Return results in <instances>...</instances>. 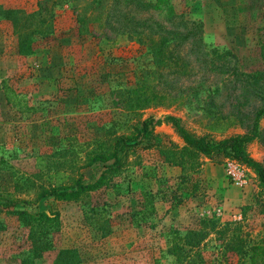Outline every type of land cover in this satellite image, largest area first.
<instances>
[{
	"label": "rangeland",
	"instance_id": "obj_1",
	"mask_svg": "<svg viewBox=\"0 0 264 264\" xmlns=\"http://www.w3.org/2000/svg\"><path fill=\"white\" fill-rule=\"evenodd\" d=\"M107 1L101 7L97 0L55 3L51 32L37 35L25 55L1 8L32 13L39 0H0V191L19 200L14 208H0V264H54L65 248L80 255L76 264H198L202 258L214 264L220 242L233 233L264 240V187L254 167L249 181L237 186L229 183L224 156L202 154L200 165L186 171L169 164L160 149L184 143L167 122L152 123L149 137L140 140L150 115L176 116L190 132L215 141L244 133L262 101L243 96L239 83L228 97L227 74L203 75L199 60L186 54L188 45L182 50L188 72L167 74L172 63L166 59L160 74L146 43L102 25L99 16ZM152 2L157 6L138 8L139 14L162 21L173 9L201 20L203 47L231 51L240 69L264 86V0ZM3 79L30 110L6 103ZM220 116L232 119L224 132L212 128L220 125ZM261 129V138L249 142L247 150L264 165V118ZM114 151L123 162L110 169ZM57 171L66 176L64 188L77 180L95 182L106 173L77 199L49 194L36 201L53 186L47 178ZM140 190L171 196L157 195L156 212L136 225L132 214ZM17 210L33 215L51 210L59 217L29 220ZM43 228L51 243L37 251L31 233L37 237Z\"/></svg>",
	"mask_w": 264,
	"mask_h": 264
},
{
	"label": "trees",
	"instance_id": "obj_2",
	"mask_svg": "<svg viewBox=\"0 0 264 264\" xmlns=\"http://www.w3.org/2000/svg\"><path fill=\"white\" fill-rule=\"evenodd\" d=\"M65 1L67 0H39V8L32 13H27L19 9L1 8L5 17H8L13 23L20 54H30L32 52L33 39L37 35H46L51 32L54 25V4L64 3ZM101 1L103 0H97L100 7ZM153 6H157V3H153L152 0H109L107 1L106 10L101 12L99 19L102 21V25L111 27L119 31V33L135 37L141 43H146L154 58L157 60V69H161L160 74H164L163 70L166 68L168 69L164 72L167 74L170 72L175 74H185L188 72V64L185 59L186 55L182 52L188 45L186 54L194 55L195 59L197 61L199 60V70L203 75L209 76L215 73L227 74L229 81H231L229 82L230 93H228V97H231L234 92L233 83H239V88L243 96L248 97L254 95L262 101V104L252 111V122L250 123L248 131L234 134L218 141L212 140L206 135H196L190 132L183 126L181 119L173 115H167L164 118H157L156 115L147 117L143 122L140 140L149 137L150 125L152 123H171L184 145L182 147L173 145L171 147L161 148L160 153H162L166 162L181 166L186 171L190 166L195 168L200 165L199 157L202 154L208 158L216 156H224L225 158L235 157L256 169L261 180L260 183L264 187V165L253 158L247 150V144L249 142L255 138H261V120L264 118V86L259 84L257 80H251L249 78L250 74L240 69L238 60H234L237 56L231 51H222L220 53L213 51L214 53H212L203 47L201 38L204 28L201 20L190 19L173 9H170L162 21L152 15L143 16L138 12V8L149 10ZM102 17L104 18L103 20ZM89 20L90 18L82 20L81 23L84 26L81 27L82 29L87 28V22ZM166 59L171 61L172 65L170 67L165 66ZM173 59L175 60L174 62L172 61ZM255 84H259V86L256 87ZM1 88L7 104L17 106L21 111L31 109V107L25 104L22 98L18 97L14 89L7 84L5 79L2 81ZM237 101L238 106L234 107L236 115L240 113L241 104L239 99ZM218 119L220 120V125L212 126L216 132H224L232 125L231 116H220ZM124 140L122 138L119 139L120 142ZM153 140L156 145H159L161 142V139L156 135L153 136ZM120 142H117V144ZM113 154L114 162L109 165L110 169L117 168L119 164L121 166L123 162L116 151ZM105 173L103 171L101 177L95 182L84 184L81 180H77L74 186L68 188L60 187L66 178L62 172L57 171L51 173L47 179H49L53 186L49 189H43L36 201H39L42 197L49 194H53L55 197L64 200L77 199L82 193L93 188L105 176ZM170 192L173 193V191ZM159 194H161L162 200L166 198L165 194L170 195V193L161 191L153 192L151 190H140L137 193V209L132 214L133 221L136 225L147 221V217L156 212L154 199ZM173 194V197H176L175 193ZM176 201L179 202V199ZM17 204H19V200L13 199L12 193L0 191V208L6 207L10 209L16 207ZM17 213L24 216V218L27 217L29 220L39 221L52 220L59 217L56 212L51 210L41 211L38 215H33L26 210H17ZM34 224L32 223L33 226H35ZM37 234L38 236L36 237L35 230L31 233L33 246L35 245L37 251L46 249L51 243L46 229L39 230ZM218 248L220 256L217 255L213 261L214 264H264V240L259 242L250 241L246 237L233 233L228 240L220 242ZM40 254V252H37L38 256ZM56 255L54 264H76L80 259V255L73 248L60 249ZM196 262L198 264H207L204 258L200 260L201 263L198 260Z\"/></svg>",
	"mask_w": 264,
	"mask_h": 264
},
{
	"label": "built area",
	"instance_id": "obj_3",
	"mask_svg": "<svg viewBox=\"0 0 264 264\" xmlns=\"http://www.w3.org/2000/svg\"><path fill=\"white\" fill-rule=\"evenodd\" d=\"M224 167L229 183L233 185H244L250 178V166L235 157H226Z\"/></svg>",
	"mask_w": 264,
	"mask_h": 264
}]
</instances>
